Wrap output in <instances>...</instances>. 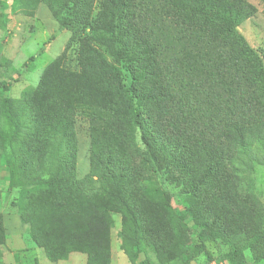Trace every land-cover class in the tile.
Returning a JSON list of instances; mask_svg holds the SVG:
<instances>
[{
    "label": "trees",
    "instance_id": "16d2710c",
    "mask_svg": "<svg viewBox=\"0 0 264 264\" xmlns=\"http://www.w3.org/2000/svg\"><path fill=\"white\" fill-rule=\"evenodd\" d=\"M18 1L22 9L46 2L74 40H82L76 69L65 65L66 49L21 108L0 93V112L9 124L0 128V157L8 163L10 187H27L19 213L35 246L53 261L73 252L86 254L87 264L90 256L108 258L110 227L99 210V199H106L129 230L122 234L129 260L157 264L150 253L158 249L159 221L129 192L134 165L128 148L138 136L163 185L197 193L202 207L195 220L205 225L204 233L223 237L229 230L226 240L241 238L242 227L226 222L241 219L246 206L234 183L236 156L264 142V55L238 31L249 4L104 0V11L92 16L83 9L87 0ZM79 110L91 119L97 180L76 177ZM37 165L48 168L39 173ZM160 190L170 193L166 186ZM259 215L254 210L249 219L258 223ZM173 220L179 244L187 245L189 226L177 215ZM246 237L245 247L220 248L227 264H245V249L254 264L264 262V230L257 227ZM5 238L0 214V245ZM140 251L146 255L141 261Z\"/></svg>",
    "mask_w": 264,
    "mask_h": 264
},
{
    "label": "rangeland",
    "instance_id": "374dc122",
    "mask_svg": "<svg viewBox=\"0 0 264 264\" xmlns=\"http://www.w3.org/2000/svg\"><path fill=\"white\" fill-rule=\"evenodd\" d=\"M151 1L159 5L158 0ZM243 1L252 9L239 24L238 31L251 47L264 55V2ZM103 3L104 0H87L83 9L87 14L97 16L104 11ZM33 4L34 7L30 9H22L18 0H2L0 4V93L13 98L16 106L20 108L28 95L37 88L44 71L52 61L68 49L65 65L76 69L79 51L82 49L81 38L74 40L75 34L60 25L46 2L38 1ZM90 120L83 110L75 115L76 177L85 181L89 177L97 180L100 176L92 164ZM8 125L0 112V128L5 129ZM128 149L134 165L129 190L132 199L142 206L147 215L159 221L156 227L158 249L150 253L157 264H187V261L188 264H221L225 261L221 258L220 248L227 252L235 250L237 246L245 247L248 232L257 227L264 230V142L240 149L237 153L236 166L233 169L234 183L240 187L239 197L246 206L240 208L241 219L234 218L226 222H229L228 225L242 227L245 235L242 234L240 238L236 234L228 240L225 238L229 230L224 231L223 237H214L216 234L203 232L205 225L195 220L196 213L202 207L200 199L195 197L197 193L186 195L171 184L163 185L164 181L155 175L147 147L139 136L136 141L131 142ZM49 158L47 166L54 161L52 155ZM36 168L39 173H43L48 167L37 165ZM9 177L8 163L4 156L0 157V214L3 215L7 232V238L0 245V253L4 264H23L24 255H21L36 248L28 233V225L21 221L19 213L18 203L23 189L27 187H10ZM164 186L169 189V194L160 190ZM99 202L100 213L110 227L111 254L108 258L90 256L88 264H133L122 248V234L129 231L124 230L122 213L111 207L106 199H99ZM257 209L260 211V224L249 219L252 211ZM174 215L179 216L190 228L187 245L179 244L178 225L173 220ZM36 250V256H39L37 264H82L80 259H74L79 252L71 253L66 259L51 261L44 251ZM245 253V264H254L250 251L245 249ZM145 257V252L140 251L138 260ZM27 264H34V261Z\"/></svg>",
    "mask_w": 264,
    "mask_h": 264
},
{
    "label": "crops",
    "instance_id": "0c3cea01",
    "mask_svg": "<svg viewBox=\"0 0 264 264\" xmlns=\"http://www.w3.org/2000/svg\"><path fill=\"white\" fill-rule=\"evenodd\" d=\"M20 234H23V232L22 233H20ZM37 249H40L41 250V252L43 251V249H41V248H38V247H36ZM35 248V249H36ZM35 249L32 251V252H25L24 254H22L21 255V257L23 256V260H22V263L23 264H27V263H32V261H34V264H37L38 263V257L39 256H36V252H37V250L35 251ZM38 253V252H37ZM46 254V253H45ZM38 255V254H37ZM77 255V257H75L74 259H80V261H82V264H83V262H84V264H86V261H87V255L86 254H84V253H80V254H76ZM47 256V255H46ZM49 258V257H48ZM51 260V259H50ZM51 261H53V260H51ZM17 264H21L20 262H18Z\"/></svg>",
    "mask_w": 264,
    "mask_h": 264
},
{
    "label": "built area",
    "instance_id": "2783aa9c",
    "mask_svg": "<svg viewBox=\"0 0 264 264\" xmlns=\"http://www.w3.org/2000/svg\"><path fill=\"white\" fill-rule=\"evenodd\" d=\"M221 264H227L226 262H222Z\"/></svg>",
    "mask_w": 264,
    "mask_h": 264
}]
</instances>
